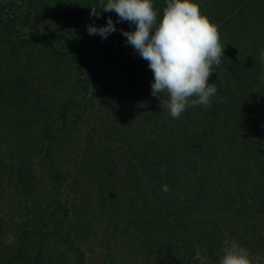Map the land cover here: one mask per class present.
<instances>
[{
  "label": "trees",
  "instance_id": "1",
  "mask_svg": "<svg viewBox=\"0 0 264 264\" xmlns=\"http://www.w3.org/2000/svg\"><path fill=\"white\" fill-rule=\"evenodd\" d=\"M21 2L28 6L27 14H42L43 21L57 27H46L44 33L67 50L54 46L42 49L36 42L35 28L24 30L18 2L0 0V188L8 179L4 171L15 165L4 166L5 155L11 162L16 160L8 149L14 145L18 156L24 144L32 145L29 150L33 153L27 150L25 155L33 161L43 151L33 144L46 143V156L52 157L48 174L60 182L68 178L58 168L53 145L58 135L70 128L68 110L77 103L74 96L81 88L79 75L78 80L76 77L83 72V51L74 44L75 38L66 39L74 34L95 51L90 85L100 86L101 102L109 115L118 117L111 116L118 127L119 117H127L124 127L135 131L138 142L133 155L139 168L133 180L109 183L104 171L95 181V186H103L98 195L102 210L117 209L113 186L123 184L122 197L132 194L133 207L125 210L130 212L127 223L120 224L113 216L107 219L103 242L109 252L106 260L109 257L117 264H219L224 243L235 239L251 251L255 264H264V65L260 61L264 0H202L201 11L217 23L226 44L222 64L209 80L218 85V93L211 107L190 108L179 119L171 118L153 98V73L148 62L131 45L123 52L119 45L125 42L122 34L115 38L111 33L104 39L87 31L89 24L105 25L109 16L116 22L117 33L134 30L135 25L119 22L114 12L92 17L91 6L98 7V0ZM154 7L162 16L165 0H154ZM44 67L54 70L53 77L58 79L62 74L55 72H65L67 92L72 95L60 106L62 124L53 129L43 126L49 123L47 119L33 123L27 117L19 120V107L38 91V87H31L32 75L46 72ZM103 170L100 165V172ZM142 170L148 183L146 194ZM59 205L64 212L63 202ZM63 223L45 237L60 234L74 253V264H89L75 238L96 235L88 228L91 221L83 229L73 226L67 234L61 233ZM37 233L20 231L14 251L0 246V264H46L41 251L34 254L31 250Z\"/></svg>",
  "mask_w": 264,
  "mask_h": 264
},
{
  "label": "rangeland",
  "instance_id": "2",
  "mask_svg": "<svg viewBox=\"0 0 264 264\" xmlns=\"http://www.w3.org/2000/svg\"><path fill=\"white\" fill-rule=\"evenodd\" d=\"M19 7L20 19L24 21V30L32 32L34 27L36 42L41 45L42 49H49L51 46L58 50H67L63 43L57 42L52 36H48L45 32L46 27L56 29L47 21L41 19L42 14H27V7L21 1L16 0ZM29 18V19H27ZM46 19V14L43 16ZM117 31L113 36L118 37ZM75 38L74 44H79V48L83 51V72L77 73L81 80V88L76 92L74 99L76 104L68 110L70 128L61 132L54 141V156L57 160L58 168L68 174L66 181H57L49 174L51 164V156H46V143H35L33 146L43 148L40 157H36L30 161L26 157L25 152L32 147L24 144L20 148L23 153L19 156L16 151V145L12 146L11 152L15 155V162H11L9 155L4 156V166L15 164L14 168H8L4 171L6 178L5 185L0 191V246L13 249L17 245V238L22 230H36L38 233L34 236L31 250L34 254L41 251V255L46 259V264H74V253L63 243L60 234L46 238L47 234L54 233L60 223L62 224V234L72 231L73 226L86 228V223L90 230H94L96 235L90 234L79 238L76 235L75 240L86 252L89 264H107L113 263L106 256L109 252L104 249V240L107 237L105 227L108 224L107 219L111 216L115 217V221L120 224H126L129 211L133 207L132 194L127 193L123 197L120 193L123 191V184H119L116 188L113 186L114 198L118 201L117 209L111 207L102 210L98 204L99 191L103 186H95L96 179H100L101 173L106 171V179L109 183L111 180L122 179L127 181L133 180L134 171L139 168V164L134 160L133 150L138 145L135 131L130 132V128L125 129L124 125L128 123L127 117L120 116L118 124H115L117 116L109 115L101 102L102 95L100 86L90 85V76L94 73L93 64L95 63V51L90 44L80 39L79 36L72 34L66 39ZM121 39V38H119ZM123 52L129 46L126 42H119ZM95 65V64H94ZM44 73L35 76L29 74L32 88L38 87L36 95H30L27 102L19 107V120L23 117L29 118L33 123L35 120H48L49 123L44 125L47 129H53L62 124L60 116V106L63 102L72 98L70 92H67L64 79L67 74L59 72L54 75H61V79L54 78L52 71L44 67ZM48 77H52L50 80ZM39 83H41L39 85ZM64 86V87H63ZM31 88V89H32ZM40 88V91H39ZM34 90V89H32ZM28 96V95H27ZM128 98L130 94L126 95ZM128 98L126 100H128ZM30 103V104H29ZM124 105H126L124 101ZM113 116V117H111ZM75 122V124H72ZM42 126V127H43ZM122 129V132H118ZM125 130L127 133L125 134ZM121 133V134H120ZM144 137V136H143ZM149 138V137H148ZM140 139V147L143 146ZM5 149V148H4ZM103 150V152L101 151ZM33 151L29 150L28 154ZM107 154V155H105ZM100 165L104 170L100 172ZM110 174H112L111 177ZM145 194L148 191V183L145 171H141ZM105 179V180H106ZM103 189V188H102ZM107 195V191L105 193ZM86 195V197H84ZM78 197V198H77ZM85 198L84 201L82 198ZM97 199V200H96ZM65 205L62 211L59 202ZM68 211V215L66 213ZM63 220V221H62ZM76 228V227H75ZM76 234V232H75ZM130 264V263H129ZM140 264V263H139Z\"/></svg>",
  "mask_w": 264,
  "mask_h": 264
},
{
  "label": "clouds",
  "instance_id": "3",
  "mask_svg": "<svg viewBox=\"0 0 264 264\" xmlns=\"http://www.w3.org/2000/svg\"><path fill=\"white\" fill-rule=\"evenodd\" d=\"M98 3V7L91 6L92 17L114 12L119 22L135 25L134 30L120 31L125 42L148 62L153 73L151 95L162 110L179 119L190 108L212 106L218 85L209 80L222 64L226 44L217 23L201 11L202 0H165L162 16L154 0ZM87 31L106 39L117 31L116 22L109 16L105 25L89 24ZM260 61L264 65V49ZM219 264H255V260L248 248L233 239L224 243Z\"/></svg>",
  "mask_w": 264,
  "mask_h": 264
}]
</instances>
